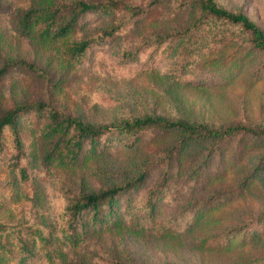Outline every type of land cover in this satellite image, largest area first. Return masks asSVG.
Wrapping results in <instances>:
<instances>
[{
	"label": "trees",
	"instance_id": "1",
	"mask_svg": "<svg viewBox=\"0 0 264 264\" xmlns=\"http://www.w3.org/2000/svg\"><path fill=\"white\" fill-rule=\"evenodd\" d=\"M163 4L171 7L161 11L158 17L166 20L163 29L141 32L132 44L117 49V61L132 64L134 76L161 72L183 87L225 85L235 80L250 87L264 79L262 28L241 7L227 9L216 0H39L29 7H14L6 13V18L18 36L35 40L61 65L71 67L78 65L92 48L114 40ZM185 11L189 15L188 23L173 24ZM101 14L111 16L105 26L92 34H78L86 16ZM158 58L168 59L163 71L153 65ZM14 68L48 79L44 69L23 61L3 62L0 78ZM105 70L111 73L114 69ZM28 116L34 121L27 130L33 138L34 158L43 168L75 167L98 156L107 141L122 140L123 148H132L147 132L171 134L169 144L145 153V163L133 178L91 191L78 186L72 195H64L60 215L66 226L62 228L63 238L68 242L74 243L87 231L126 226L135 233L158 236L192 230L197 233L198 249L228 251L236 245L235 236L243 237L248 231L253 235L255 227L249 225L264 222L263 213L240 226L219 228V218L213 215L219 203L228 197L227 193L241 191L256 173L257 165L243 168L238 184L230 189L217 186L209 189L206 196L190 199L176 209L162 208L166 203L173 208L185 190L184 183L189 182L191 175L194 179L202 165L209 167L212 159L221 160L220 147L228 139L237 138L234 153L238 159L249 149L264 146V122L235 119L214 124L153 113L93 125L56 107L49 99L26 100L8 107L0 104V153L9 150L5 166L19 181H26L31 174V159L24 154L20 138L21 119ZM6 132L11 135L10 148H5ZM195 158H200V163L190 168L176 185L179 165ZM219 169L213 175L216 178L222 177L223 169ZM208 171L202 173L207 175ZM150 176H153L151 181L142 187ZM51 232L29 217L15 222L0 219V254L14 258L15 252L18 258H24L31 256L33 250L44 264H55L56 249L49 244Z\"/></svg>",
	"mask_w": 264,
	"mask_h": 264
},
{
	"label": "rangeland",
	"instance_id": "2",
	"mask_svg": "<svg viewBox=\"0 0 264 264\" xmlns=\"http://www.w3.org/2000/svg\"><path fill=\"white\" fill-rule=\"evenodd\" d=\"M38 1L0 0V65L11 61L33 63L48 75V79H40L19 68L12 69L0 78L2 107L26 100L49 99L56 107L93 125L118 121L120 117L129 115L153 113L188 121L207 120L214 124L235 119L264 122V79L250 87L237 80L225 85L183 87L161 72L149 71L134 76L132 64L117 61L120 45L132 44L141 32H154L165 27L163 22L166 20L158 17L161 11L171 8L169 5L153 8L133 28L102 46L92 48L78 65L70 67L65 63L61 65L35 40L18 36L7 22L6 13L14 7H29ZM216 1L231 10L241 7L264 32V0ZM110 18L105 14L86 16L78 34L98 32ZM188 20V11H185L173 20V24L184 26ZM166 62L168 59L158 58L153 65L163 71ZM107 67L113 68V72L106 71ZM32 123L34 121L29 116L21 119L20 138L24 154L31 159V174L26 181H19L5 166L9 150L0 153V219L15 222L29 217L43 229L52 231L49 244L56 249L53 257L55 264H264V222L249 225L255 227L253 235L248 231L243 237L235 236L236 245L228 251L198 249L195 245L197 233L192 230L158 236L135 233L126 226L87 231L74 243L68 242L63 238L66 226L60 215L64 195H72L78 186L91 191L133 178L145 163V153L169 144L171 134L147 132L132 148H123L122 140L107 141L98 156L75 167L43 168L34 158L33 138L27 131ZM4 139L5 148H10L9 132L4 134ZM236 141V137L225 141L220 147L221 160L212 159L209 167L208 164L202 165L197 170V176L193 179L194 175H191L189 182L184 183L185 190L178 196L173 208L170 203L163 204L162 208L176 209L190 199L206 196L209 189L217 186L230 189L238 184L243 168L257 165L256 173L244 183L241 191L227 193L228 197L219 203L213 215L219 218V228H228L240 226L250 218L263 214L264 146H255L238 159L234 153ZM199 163L200 158L183 161L179 165L181 170L175 184L178 185L189 169ZM235 163L238 165L234 166ZM217 166L223 169L221 178L213 176L219 169ZM203 171H208V174ZM152 178L150 176L142 187ZM38 255V252L33 254V250L31 256L24 258H18L15 252L14 258L0 254V264H44L37 258Z\"/></svg>",
	"mask_w": 264,
	"mask_h": 264
}]
</instances>
